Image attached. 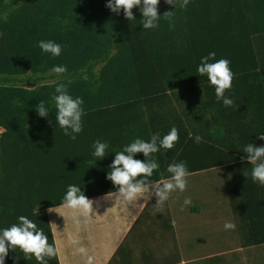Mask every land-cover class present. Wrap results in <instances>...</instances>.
Here are the masks:
<instances>
[{"label":"trees","instance_id":"obj_1","mask_svg":"<svg viewBox=\"0 0 264 264\" xmlns=\"http://www.w3.org/2000/svg\"><path fill=\"white\" fill-rule=\"evenodd\" d=\"M222 1L189 12L158 5L161 16L174 15L162 17L158 29L144 30L138 9L128 21L123 11L107 9V0H0V228L27 215L42 224L52 243L46 210L61 207L69 184L90 199L117 194L106 179L112 150L176 127L179 141L157 154L161 168L152 179L167 177L173 160L185 161L195 189L188 212L196 215L208 206L198 193L207 180L203 174L221 168L231 206L244 209L253 230L246 244H264V187L253 183L252 166L241 159L245 144H264L256 139L264 132V0ZM40 40L61 44L62 55H42ZM212 51L217 60L231 61V108L217 103L214 87L196 71ZM53 65L67 66L62 82L84 100V130L75 141L55 121ZM41 100L51 112L47 118L35 111ZM98 139L109 142L110 150L97 162L92 145ZM169 213L152 220L171 229ZM6 264L28 262L10 252ZM50 264H59L58 258Z\"/></svg>","mask_w":264,"mask_h":264},{"label":"clouds","instance_id":"obj_2","mask_svg":"<svg viewBox=\"0 0 264 264\" xmlns=\"http://www.w3.org/2000/svg\"><path fill=\"white\" fill-rule=\"evenodd\" d=\"M173 8L178 0H165ZM190 0H182L179 7L187 9ZM160 0H107L106 8L112 13L119 15L121 11L128 21L136 19L133 9H138L142 16L141 23L144 30H155L160 27L162 17L171 20L173 11L161 16L158 5ZM37 47L42 55H50L58 58L62 55L63 46L54 40H40ZM231 61L226 58L216 59V52L212 51L208 55L200 58L196 71L199 77H207L210 86L214 87L217 103H222L225 108H231L235 101L231 98L230 92L233 88L235 73L230 68ZM68 72L66 65H53L50 73L55 74V91L52 100L55 103V121L65 136L75 141L84 130L83 117L85 109L82 97H73L67 84L62 80ZM35 111L40 118H47L51 113L44 100L36 106ZM51 123V121H50ZM256 139L264 141V132L256 134ZM179 141V130L172 127L170 131L161 135L156 132L150 135L149 139L137 137L130 143L124 145L121 150L114 152V158L109 167L106 179L110 181L117 191L119 199L128 204L140 203V201L150 202L154 197L156 203L154 207L162 210L166 202L169 201L173 193H184L188 187V177L191 172L185 161L176 162L173 160L167 165V177L154 180L153 175L160 171L161 165L157 154L172 150ZM197 144L202 142V138L195 137ZM92 148V156L96 161H103L108 157L110 144L107 141L96 140ZM242 161L246 160L251 168V179L253 183H258L264 187V144L247 143L243 146ZM138 154H143L144 159L137 158ZM163 176V174H161ZM83 188L77 184H69L63 196L61 207L71 210L73 223L80 225L87 222L94 212V201L85 195ZM185 206L191 205V198H185ZM143 204V203H140ZM51 212V209H49ZM42 224L35 218L27 215L17 217L15 223L9 227L0 228V264H6L9 253L20 252L25 261H35L36 264H50L53 259L59 258L61 249L57 241L53 238L49 242V236ZM236 225L231 221L224 223L225 230H234ZM71 244L75 246V251L86 258V264H93L95 257L88 254L87 248L80 246V240L74 236ZM20 258L17 256V260Z\"/></svg>","mask_w":264,"mask_h":264},{"label":"crops","instance_id":"obj_3","mask_svg":"<svg viewBox=\"0 0 264 264\" xmlns=\"http://www.w3.org/2000/svg\"><path fill=\"white\" fill-rule=\"evenodd\" d=\"M223 2L190 0L187 10L194 11L197 5H224ZM179 3L182 1L178 0L177 5ZM159 5L169 4L160 0ZM215 170L218 171L210 173L211 176L207 177L209 181L204 182L205 188L198 192L200 200L207 201V208H201L196 215L184 212L182 217L184 215L185 218L177 222L174 220L171 229H161L157 226L159 223L152 220L156 215L167 214L163 209L151 211L153 214L149 217L150 212L145 210L149 202L140 201L143 204H131L133 208L127 209L129 204L121 201L117 194L92 199L94 212L91 217L94 219L90 218L87 222L73 227L74 229H68L64 224L66 230H61L59 226L60 221L67 217L69 221L66 223L72 222L71 210L51 208V211L58 209L59 214L54 215L52 212L50 216L47 209L52 237L61 249L59 264H86V258L78 254L75 246L71 244L74 236L82 239L80 246L87 248L88 254L95 257L93 264H264V244H246L252 240L253 230L246 226L242 211L244 209L241 206L235 212L232 204V211L230 202L233 199L230 197L224 172L221 168L211 171ZM220 177L223 186L218 189ZM220 210L227 213H221ZM169 212L173 216V211ZM55 216L58 217L57 220ZM94 220L97 234L90 237L87 226ZM237 220L242 226H239ZM226 221L233 222L235 229L225 230ZM167 241L175 242L176 246L167 249L170 247Z\"/></svg>","mask_w":264,"mask_h":264},{"label":"rangeland","instance_id":"obj_4","mask_svg":"<svg viewBox=\"0 0 264 264\" xmlns=\"http://www.w3.org/2000/svg\"><path fill=\"white\" fill-rule=\"evenodd\" d=\"M1 129H0V133H1ZM216 171H218V170H216ZM203 176L204 177H210L211 176V174H210V172H207V173H205V174H203ZM192 177H188V187H187V190L184 192V193H179V192H176V193H173L172 194V196L170 197V199H169V201L168 202H166V204H165V206L163 207V211L165 212V213H167V209H169V210H172L173 211V220H175V222H177L179 219H181V218H183L184 217V215H183V217H182V214L185 212V213H187V214H189V212H188V208H190L189 207V205L188 206H185L184 205V203H183V201H184V199L187 197V198H191V200H192V203H194L195 202V198L192 196L193 195V193H194V191H195V189L194 188H191V187H193L194 185H193V179H191ZM207 181H209V180H207ZM204 182H205V179H204V181H202V183L203 184H201V188H199V190H202V189H204L205 188V184H204ZM200 183V182H199ZM221 186H223V181H222V178L220 177V180H219V183L217 184V188L219 189ZM98 202V201H97ZM155 203H156V200H153L152 201V203L148 206V208L146 209V211H147V213H149V212H151V211H156L157 209L154 207V205H155ZM217 204H220V203H217ZM132 206H131V204H129L128 206H127V209H129V208H131ZM133 208V207H132ZM48 211V210H47ZM54 213V215H57V214H59V212H58V209H55V210H53V211H48L47 213H49V215L51 216V213ZM220 212L221 213H227L225 210H220ZM95 217V216H94ZM227 217V216H226ZM109 218H111V217H109ZM185 218V217H184ZM58 219V217H56L55 216V220H57ZM91 219L93 220L94 218L93 217H91ZM112 219V218H111ZM51 220H52V217H51ZM58 221H60V220H58ZM66 221H69V217H67V219H62V221H60V225L59 226H61V230H62V228H64L65 226H67V228L68 229H74L75 227H77V225L76 224H74L73 223V220L71 219L70 221H72L70 224L67 222L66 223ZM84 222H82L81 224H83ZM56 224H57V222H56ZM64 224H66L65 226H63ZM111 224H112V221H111ZM96 223H95V220H94V222L93 223H90V225L89 226H87V229H88V232H89V236L90 237H94L96 234H97V232H96ZM171 226L173 227V222L171 223ZM74 227V228H73ZM65 230H66V228H64ZM55 231H56V229H55ZM173 231H174V228H173ZM80 236V235H79ZM174 236H176L175 234H174ZM85 238V236L84 235H82V238ZM175 238V237H174ZM81 241H82V239H80ZM226 243H227V241H225ZM90 243L91 242H89L88 244L90 245ZM167 243L168 244H170V247H167V249H169V248H172L173 246L175 247L176 246V243L175 242H173V241H167ZM228 244V243H227ZM229 245V244H228ZM227 245V246H228ZM157 248L158 249H160L161 250V248L159 247V246H157ZM173 249V248H172Z\"/></svg>","mask_w":264,"mask_h":264}]
</instances>
